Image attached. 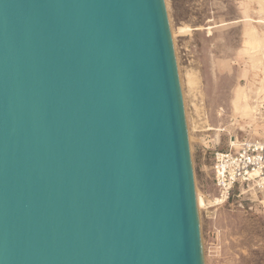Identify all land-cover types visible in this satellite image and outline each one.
I'll use <instances>...</instances> for the list:
<instances>
[{"label":"water","instance_id":"obj_1","mask_svg":"<svg viewBox=\"0 0 264 264\" xmlns=\"http://www.w3.org/2000/svg\"><path fill=\"white\" fill-rule=\"evenodd\" d=\"M0 264H202L163 0H0Z\"/></svg>","mask_w":264,"mask_h":264},{"label":"rangeland","instance_id":"obj_2","mask_svg":"<svg viewBox=\"0 0 264 264\" xmlns=\"http://www.w3.org/2000/svg\"><path fill=\"white\" fill-rule=\"evenodd\" d=\"M183 105L202 264H264V186L216 199L212 153L264 137V0H163Z\"/></svg>","mask_w":264,"mask_h":264},{"label":"built area","instance_id":"obj_3","mask_svg":"<svg viewBox=\"0 0 264 264\" xmlns=\"http://www.w3.org/2000/svg\"><path fill=\"white\" fill-rule=\"evenodd\" d=\"M261 113L264 119V103ZM211 173L218 200L228 199L236 186H264V137L245 141L234 150L214 151Z\"/></svg>","mask_w":264,"mask_h":264},{"label":"bare ground","instance_id":"obj_4","mask_svg":"<svg viewBox=\"0 0 264 264\" xmlns=\"http://www.w3.org/2000/svg\"><path fill=\"white\" fill-rule=\"evenodd\" d=\"M195 203H196V208L201 206V204L203 203L202 198L196 194H195Z\"/></svg>","mask_w":264,"mask_h":264}]
</instances>
